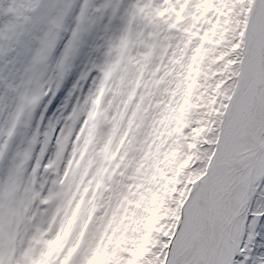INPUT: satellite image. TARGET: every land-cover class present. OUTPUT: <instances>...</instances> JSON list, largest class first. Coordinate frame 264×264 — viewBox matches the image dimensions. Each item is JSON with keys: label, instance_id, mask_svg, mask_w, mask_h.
Masks as SVG:
<instances>
[{"label": "snow or ice", "instance_id": "snow-or-ice-1", "mask_svg": "<svg viewBox=\"0 0 264 264\" xmlns=\"http://www.w3.org/2000/svg\"><path fill=\"white\" fill-rule=\"evenodd\" d=\"M13 102L0 264H264V0H0Z\"/></svg>", "mask_w": 264, "mask_h": 264}, {"label": "rangeland", "instance_id": "rangeland-1", "mask_svg": "<svg viewBox=\"0 0 264 264\" xmlns=\"http://www.w3.org/2000/svg\"><path fill=\"white\" fill-rule=\"evenodd\" d=\"M99 2H100V0H94L93 3H99ZM70 23H71V21H70ZM117 26L118 25H116V24L113 25L114 28ZM99 28H100V25L97 26V32L99 31ZM81 68H84L86 70V64H84V63L79 64L77 71H79ZM93 75H95V73H93ZM73 79H74V75H71L64 81V85H62L60 92L57 93L58 96H61V97L63 96L64 92H66V90H67V87L71 86L70 82ZM88 83H90V81ZM87 87H88V84L86 83L85 84V91H87ZM97 99L100 100V97H97ZM12 107H14V102L7 109L0 111V130L6 131V129L8 127V117H9V113L12 111ZM41 109H42V105L38 106L34 110L32 119L28 121L27 127L24 126L23 119H22L21 123L18 125L14 136L10 140L9 149L6 153V156H5L4 160L2 162H0V171H2L9 164L14 153H16L18 151H23L24 148L27 147V141L31 137L33 131L36 129L37 121L39 120L40 115H41ZM51 115H52V113H45V121H44L45 124L47 123V120L49 117H51ZM24 119H26V118H24ZM43 130H44V128L41 127L40 131L42 132ZM81 131H83V129ZM3 138L4 137L2 135H0V142L3 141ZM77 139L79 140V136L77 137ZM73 150H74V152L77 150L80 151V158L77 159V161H76L77 165H79L80 160L85 155V151L82 149H77L76 142H73ZM51 151H52V149L50 148L49 154L51 153ZM28 167L30 168L31 164H29ZM73 167H75V166H73Z\"/></svg>", "mask_w": 264, "mask_h": 264}, {"label": "bare ground", "instance_id": "bare-ground-1", "mask_svg": "<svg viewBox=\"0 0 264 264\" xmlns=\"http://www.w3.org/2000/svg\"><path fill=\"white\" fill-rule=\"evenodd\" d=\"M94 2V0H92V3ZM77 3H79V0H77Z\"/></svg>", "mask_w": 264, "mask_h": 264}]
</instances>
